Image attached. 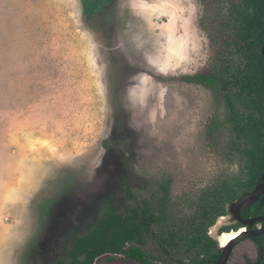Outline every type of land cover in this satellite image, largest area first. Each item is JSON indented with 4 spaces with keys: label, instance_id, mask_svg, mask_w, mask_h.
I'll use <instances>...</instances> for the list:
<instances>
[{
    "label": "rangeland",
    "instance_id": "374dc122",
    "mask_svg": "<svg viewBox=\"0 0 264 264\" xmlns=\"http://www.w3.org/2000/svg\"><path fill=\"white\" fill-rule=\"evenodd\" d=\"M208 9L109 0L88 25L79 0H0V264L66 258L105 203L185 214L224 174L218 97L183 80L215 62ZM151 245L93 262L163 264Z\"/></svg>",
    "mask_w": 264,
    "mask_h": 264
},
{
    "label": "flooded vegetation",
    "instance_id": "af4514ba",
    "mask_svg": "<svg viewBox=\"0 0 264 264\" xmlns=\"http://www.w3.org/2000/svg\"><path fill=\"white\" fill-rule=\"evenodd\" d=\"M203 2L209 5L208 12L213 13L211 19L214 20L210 21L212 22L210 32H213L215 26L214 38L211 39L217 40V46L214 52L215 62L212 61L205 70L195 72L206 73L207 84L194 83L206 87L218 97L223 114L220 117L214 115L209 121V126L212 136L217 132L224 133L222 147L225 150L223 154L227 156H224V159L226 164L228 163V168L224 174L213 178L207 186L199 190L188 212L172 216L178 229L174 251L166 252L155 239H148L146 245H158L162 252L161 258H156L163 264L167 259L172 264H187L190 259L202 261L205 258L208 264H215L225 252L222 264H264V94L256 97L251 93L253 94L251 96L230 80L240 55L237 50L235 51V47L228 43L232 41L234 34L231 20L228 15L225 17L227 0ZM263 42L264 33L260 46L264 72ZM160 204L157 202L156 205H149L153 209ZM162 206L166 207V203H162ZM204 209L213 210L211 211L213 219L205 226V235L213 244L209 248H204L198 246L196 242H189L191 248L187 250V242L182 240L186 226L184 225L182 229L181 227L183 223L187 224L200 215ZM166 212L170 215L167 208ZM151 225L153 230L160 227L159 224ZM222 235L231 236L223 245L219 241ZM138 246L145 247L144 244Z\"/></svg>",
    "mask_w": 264,
    "mask_h": 264
},
{
    "label": "trees",
    "instance_id": "16d2710c",
    "mask_svg": "<svg viewBox=\"0 0 264 264\" xmlns=\"http://www.w3.org/2000/svg\"><path fill=\"white\" fill-rule=\"evenodd\" d=\"M79 1L81 16L88 25L93 16L109 3V0ZM225 14L232 22V33L235 36H232V41L228 43L233 45L231 47H235V51L237 50L240 55L230 80L246 93H253L256 97L264 94L263 58L260 54L264 33V0L239 2L227 0ZM183 79L206 85L208 76L204 72H199L184 76ZM110 140L111 138H108V141ZM162 187L166 190V186ZM126 192L128 193V189ZM159 202L161 203L159 207L153 209L145 201L136 206H127L124 203L121 208L118 203H105L103 206L105 214L84 233L76 235L70 244L65 245L63 252L66 253V258L57 257L54 264H93L97 256L106 253H122L135 260L148 262L146 257L149 253L138 246V244L146 246L148 239H155L168 253L174 251L178 238L177 223L167 214L166 207L162 206V203H166L165 195ZM211 211L213 210L204 209L192 221L183 223L181 229L184 225L186 229L182 240L187 242V250L191 248L189 242H196L198 246L204 248L212 246L213 242L205 235V226L213 219ZM152 223L159 224L160 227L153 230ZM213 255L214 253L212 257ZM167 260L164 264H172L169 259ZM192 261L194 264H208L206 258L202 261L190 259L187 264H192Z\"/></svg>",
    "mask_w": 264,
    "mask_h": 264
},
{
    "label": "bare ground",
    "instance_id": "6f19581e",
    "mask_svg": "<svg viewBox=\"0 0 264 264\" xmlns=\"http://www.w3.org/2000/svg\"><path fill=\"white\" fill-rule=\"evenodd\" d=\"M220 218V217H219ZM220 220V219H219ZM218 221V219H217ZM217 223V222H216ZM218 225V224H217ZM220 225V224H219ZM214 227V226H213ZM210 229V228H209ZM214 229V228H213ZM213 231V230H212ZM233 235V234H232ZM230 235H222L219 237L220 244L223 245ZM231 237V236H230Z\"/></svg>",
    "mask_w": 264,
    "mask_h": 264
},
{
    "label": "water",
    "instance_id": "95a60500",
    "mask_svg": "<svg viewBox=\"0 0 264 264\" xmlns=\"http://www.w3.org/2000/svg\"><path fill=\"white\" fill-rule=\"evenodd\" d=\"M262 51H263V53H264V42H263ZM232 240H234V239H232ZM232 240H231V241H232ZM225 255H226V252H225L224 254H222V256L217 260V262H216L215 264H222L223 261H224Z\"/></svg>",
    "mask_w": 264,
    "mask_h": 264
}]
</instances>
